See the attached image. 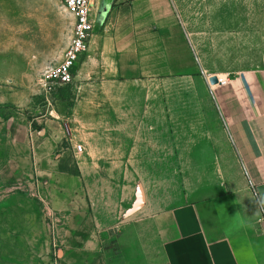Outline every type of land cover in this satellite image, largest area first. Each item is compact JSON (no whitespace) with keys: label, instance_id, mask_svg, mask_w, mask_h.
Listing matches in <instances>:
<instances>
[{"label":"rangeland","instance_id":"rangeland-1","mask_svg":"<svg viewBox=\"0 0 264 264\" xmlns=\"http://www.w3.org/2000/svg\"><path fill=\"white\" fill-rule=\"evenodd\" d=\"M113 1L99 0L97 33ZM167 5L179 26L166 32L173 69L79 95L74 80L49 92L41 85L69 42L68 11L58 0H0V264L68 263L65 234L91 223L108 263L143 264L132 224H118L134 208L146 200L150 214L245 183L207 79L264 69V0ZM88 121L107 125L84 129ZM90 134L99 140L82 143ZM110 218L116 224L102 232Z\"/></svg>","mask_w":264,"mask_h":264},{"label":"crops","instance_id":"crops-1","mask_svg":"<svg viewBox=\"0 0 264 264\" xmlns=\"http://www.w3.org/2000/svg\"><path fill=\"white\" fill-rule=\"evenodd\" d=\"M108 6L98 33L93 18L94 30L88 50L74 70L73 80L79 95L86 89L130 86L141 79L166 76L173 69L171 66L177 63L165 43L169 40L166 32L170 28H179L169 14L167 0H115ZM98 8L99 0H96L93 13ZM93 66L98 68L96 71L100 75L94 80ZM216 77L225 80L226 84L210 86V89H214L216 108L246 181L234 190L207 195L150 214L142 215L150 207L146 200L139 211L134 208L131 213L134 217L118 224H132L134 235L139 236L134 245L138 262L264 264V69L237 73L229 79L224 75ZM83 125L84 129H98L107 124L88 121ZM95 140L99 138L92 134L81 139L86 145ZM120 158L113 154L101 156L100 153L87 156V160ZM86 171L91 173L89 169ZM82 176L88 177L84 170ZM129 199L131 201V197ZM138 213L146 221L143 227L139 226L141 220L134 219ZM113 224L116 223L110 218L99 227L105 232ZM65 235L68 236L65 242L69 249L65 255L71 257L65 264H110L106 251L100 250L92 223L86 228L81 227L77 233Z\"/></svg>","mask_w":264,"mask_h":264},{"label":"built area","instance_id":"built-area-1","mask_svg":"<svg viewBox=\"0 0 264 264\" xmlns=\"http://www.w3.org/2000/svg\"><path fill=\"white\" fill-rule=\"evenodd\" d=\"M73 18L71 36L61 59L46 68L41 77L45 92L68 86L74 79V70L88 50L93 33V9L96 0H58ZM216 86H224L225 80L217 78ZM78 146L77 151L81 152Z\"/></svg>","mask_w":264,"mask_h":264},{"label":"water","instance_id":"water-1","mask_svg":"<svg viewBox=\"0 0 264 264\" xmlns=\"http://www.w3.org/2000/svg\"><path fill=\"white\" fill-rule=\"evenodd\" d=\"M207 80H208V83L210 86H214V85L218 84L216 76H209ZM263 231H264V225H263Z\"/></svg>","mask_w":264,"mask_h":264}]
</instances>
